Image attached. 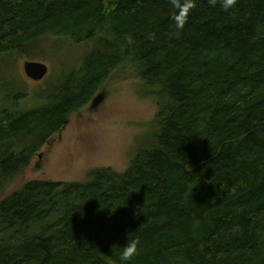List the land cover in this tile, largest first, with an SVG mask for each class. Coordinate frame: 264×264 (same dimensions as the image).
<instances>
[{"label":"trees","instance_id":"trees-1","mask_svg":"<svg viewBox=\"0 0 264 264\" xmlns=\"http://www.w3.org/2000/svg\"><path fill=\"white\" fill-rule=\"evenodd\" d=\"M176 2L0 0V66L84 51L30 108L0 80V194L114 70L158 105L126 170L0 200V264H121L131 240V264H264V0Z\"/></svg>","mask_w":264,"mask_h":264},{"label":"rangeland","instance_id":"rangeland-1","mask_svg":"<svg viewBox=\"0 0 264 264\" xmlns=\"http://www.w3.org/2000/svg\"><path fill=\"white\" fill-rule=\"evenodd\" d=\"M48 41L37 61L48 66L42 81H34L24 71L25 57L0 66L3 85H16L26 96L20 101L22 109L37 105L38 99L51 83L74 70L84 51L70 47L54 49ZM0 97L7 93L1 91ZM141 80L122 66L103 81L95 95L69 118L55 133L12 184L0 194V200L35 180L83 181L94 168L112 167L124 171L136 154L139 139L152 130V120L158 111L154 96L143 91Z\"/></svg>","mask_w":264,"mask_h":264},{"label":"clouds","instance_id":"clouds-1","mask_svg":"<svg viewBox=\"0 0 264 264\" xmlns=\"http://www.w3.org/2000/svg\"><path fill=\"white\" fill-rule=\"evenodd\" d=\"M209 5L212 7H216L219 5V7L224 11V12H231L235 6L238 3V0H208ZM170 3L173 5V7L177 6L176 0H170ZM194 7V4L189 2L186 5L187 8ZM183 23H178L177 27L179 29L183 28ZM151 38V37H150ZM129 43H132L131 39L128 41ZM138 241L137 240H131L128 241L126 245L123 246L122 251L120 252L119 255V260L121 264H131V261L133 258L138 255Z\"/></svg>","mask_w":264,"mask_h":264},{"label":"water","instance_id":"water-1","mask_svg":"<svg viewBox=\"0 0 264 264\" xmlns=\"http://www.w3.org/2000/svg\"><path fill=\"white\" fill-rule=\"evenodd\" d=\"M24 71L27 77L34 81H40L48 74V66L41 61L26 60L24 62Z\"/></svg>","mask_w":264,"mask_h":264},{"label":"flooded vegetation","instance_id":"flooded-vegetation-1","mask_svg":"<svg viewBox=\"0 0 264 264\" xmlns=\"http://www.w3.org/2000/svg\"><path fill=\"white\" fill-rule=\"evenodd\" d=\"M43 80V79H42ZM42 80H40V81H42ZM39 82V81H38Z\"/></svg>","mask_w":264,"mask_h":264}]
</instances>
